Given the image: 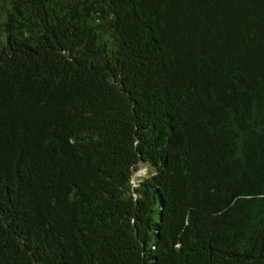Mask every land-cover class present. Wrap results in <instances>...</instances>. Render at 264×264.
Returning a JSON list of instances; mask_svg holds the SVG:
<instances>
[{"label": "trees", "instance_id": "obj_1", "mask_svg": "<svg viewBox=\"0 0 264 264\" xmlns=\"http://www.w3.org/2000/svg\"><path fill=\"white\" fill-rule=\"evenodd\" d=\"M0 264H264V0H0Z\"/></svg>", "mask_w": 264, "mask_h": 264}, {"label": "rangeland", "instance_id": "obj_2", "mask_svg": "<svg viewBox=\"0 0 264 264\" xmlns=\"http://www.w3.org/2000/svg\"><path fill=\"white\" fill-rule=\"evenodd\" d=\"M146 175H147L146 167H140V169L134 173L133 178H132V183L136 184L138 180L146 177Z\"/></svg>", "mask_w": 264, "mask_h": 264}]
</instances>
